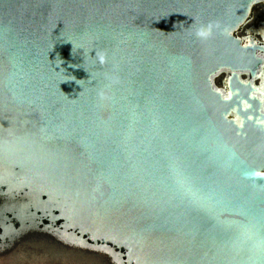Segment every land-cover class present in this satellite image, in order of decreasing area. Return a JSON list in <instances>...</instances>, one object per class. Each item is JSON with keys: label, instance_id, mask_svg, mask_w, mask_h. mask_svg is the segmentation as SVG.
<instances>
[{"label": "water", "instance_id": "water-1", "mask_svg": "<svg viewBox=\"0 0 264 264\" xmlns=\"http://www.w3.org/2000/svg\"><path fill=\"white\" fill-rule=\"evenodd\" d=\"M0 264H264V0H0Z\"/></svg>", "mask_w": 264, "mask_h": 264}, {"label": "clouds", "instance_id": "clouds-1", "mask_svg": "<svg viewBox=\"0 0 264 264\" xmlns=\"http://www.w3.org/2000/svg\"><path fill=\"white\" fill-rule=\"evenodd\" d=\"M257 174L256 173H246L245 174V178H253L255 177Z\"/></svg>", "mask_w": 264, "mask_h": 264}]
</instances>
